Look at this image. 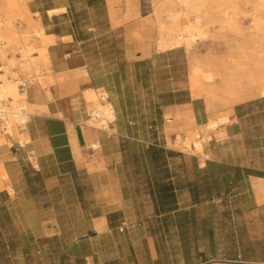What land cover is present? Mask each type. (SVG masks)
<instances>
[{
    "label": "rangeland",
    "instance_id": "obj_1",
    "mask_svg": "<svg viewBox=\"0 0 264 264\" xmlns=\"http://www.w3.org/2000/svg\"><path fill=\"white\" fill-rule=\"evenodd\" d=\"M7 1L0 0V25L8 35L3 21L8 18L16 33L6 54L14 62L11 71L25 83L27 101H45L41 86H56L49 101L70 94L76 86L66 84L80 70L52 77L50 63H41L38 57L31 63L29 55L35 50L23 55L22 49L34 46L36 25L21 10L24 0H10L21 12L13 16ZM124 1V7L118 0L108 2L118 13L125 8L132 16L145 15L151 30L148 47L126 50L114 26L119 20L111 17L115 29H110L104 9L77 11L74 18L79 55L92 81L87 87L106 92L114 110L111 137L86 126L83 90L72 101L79 106L85 128L104 139V152L116 156L110 175L65 172L50 161L41 143L40 153L32 146L23 148L0 130V146L22 156L26 176L20 194L25 200L12 210L15 223L0 240V264H11L9 255L15 250L33 251L44 264H231L227 261L238 259L243 247L236 207L239 195L235 187L227 188L228 172L238 158L237 140L216 143L204 135L212 138L213 130L202 132L197 126L232 111L235 103L227 104L230 84L225 85L231 73H237L231 86L243 90L264 75V26L251 0H213L204 3L210 10L203 20L206 37L195 40L188 51L184 46L160 51L157 20L163 21L172 0ZM193 62L212 76L208 85L202 82L207 91L199 97L190 92ZM7 64L1 56L2 74L10 78L11 73L3 71ZM188 102L194 104L197 124L191 131L174 133L162 112L169 118L174 106ZM35 116H29L25 133L18 135L22 140L29 136ZM189 132L203 134L204 152L213 160L202 170L197 167L198 157L172 144L176 134L190 142L195 134L190 137ZM93 152L95 165L100 151ZM227 160L231 163H224ZM18 235L20 239L14 240ZM17 260L28 264L26 254Z\"/></svg>",
    "mask_w": 264,
    "mask_h": 264
},
{
    "label": "crops",
    "instance_id": "obj_2",
    "mask_svg": "<svg viewBox=\"0 0 264 264\" xmlns=\"http://www.w3.org/2000/svg\"><path fill=\"white\" fill-rule=\"evenodd\" d=\"M108 1L24 0L23 6L21 5L23 12L27 10L26 14L23 13L27 21L30 20L34 25H40L44 33L50 35L53 39V42L47 46L50 68L53 72L52 77L67 72H72L69 74L72 75L76 72V69L79 70L80 68L86 70L88 74L86 80L82 77H79V81L78 78L76 79V89L70 94L62 97L56 96L55 100L46 101L49 113L34 117L28 136L29 142L21 146L23 148L27 147L26 145L32 146L40 153L39 143H41L45 154L50 157V161L65 172L81 170L94 175L105 171L110 175L109 170L116 159L113 153L104 152V139L101 138V135L96 132L94 136V134H91L92 130L85 128L84 124L81 123L79 106H74L72 101L76 98L75 96H80L82 90L92 83L87 65L84 63L83 57L79 55L80 41L76 37V22L74 20L77 11L90 9L100 11L104 9L110 29H115L114 26L119 29L124 48L128 51L133 49V46L137 48L149 46L147 43H149L151 30H149L145 15L132 16L125 8L118 13L115 10L117 8H110ZM119 1L123 3L124 7L125 1ZM52 10L51 15L49 11ZM57 10L61 11L55 14ZM111 10L113 11L112 14ZM138 11L140 13V10ZM111 17L119 20V24L112 26ZM50 92L52 94L57 93L56 86L54 88L50 86ZM42 96H45L44 91H42ZM188 103L187 106H174L171 110L173 115H170L169 118H166L164 112H162V119L169 120L168 122L174 129V133L181 134L191 131L194 128L193 125L197 124L195 123L194 104L192 102ZM184 109L189 111L185 115H183L185 113ZM230 116L229 123L213 130L214 133L212 132L210 140L212 139V141L218 143L236 139L238 144V158L235 163L231 164L232 170L228 172L227 176V188L235 187L239 195L237 196L236 207L239 209L238 222L243 236V247L237 255L238 259L235 261L242 264H264V97H254L234 104ZM111 134L112 132H105V137L108 139ZM95 137L100 144V156L98 155L97 163L94 165L91 158L95 155L93 150L88 147V142ZM0 161L8 174L13 189L11 194L4 187H0L1 240L6 234L10 233L8 231L9 227L15 223L14 221L11 222L14 219V211L12 210L21 203L22 197L20 194L23 190L22 186L26 183V176L22 156L13 153L9 146L6 148L0 146ZM210 161L213 160L206 159L204 167L197 166L198 169L206 168ZM224 163L230 164L231 162L227 160ZM89 165H92L94 169L88 170ZM98 165L100 166L97 167ZM228 189L225 192H228ZM13 239L19 240L20 236H14ZM18 251L15 250L9 255L10 258L12 257L11 264H26L25 261L24 263L20 260L14 261L15 258H20L25 254L28 258V264H44L43 258L38 256L37 253L28 250Z\"/></svg>",
    "mask_w": 264,
    "mask_h": 264
},
{
    "label": "bare ground",
    "instance_id": "obj_3",
    "mask_svg": "<svg viewBox=\"0 0 264 264\" xmlns=\"http://www.w3.org/2000/svg\"><path fill=\"white\" fill-rule=\"evenodd\" d=\"M209 1H213V0L170 1L168 7L169 9L168 8H167L168 10L166 9L167 13L164 16L163 21H161L160 19L157 20V34H158L157 43H156L157 49L160 51H167V50H174L176 48L184 46L185 49L188 51L195 40L206 37L207 30L203 20L210 12V10L209 8L206 10L207 7L204 5V3ZM251 3L253 9L256 11L258 19L260 20L261 24L264 26V0H251ZM15 5H16L15 2L10 0L7 1L8 10L12 11L10 13L11 16L18 15L19 13H21L19 12L18 7H16ZM62 10L64 9L62 8ZM60 11L57 10L55 14H57ZM217 11H220V9H217ZM25 12L27 13V10L26 11L24 10V13ZM51 13H53V10L49 11V14ZM224 13H226V10L223 12V14ZM190 15L194 16L193 20L189 18ZM7 19H3V21L7 25L8 29L6 32L8 33V35H5L2 26L0 25V58L1 56L6 57L8 64L5 67V69H3V71L6 70L5 73L10 72L11 75L9 74L10 78L5 77L4 74H2V68H4V66H0V71H1L0 99L3 100L6 104L5 119L7 122V132L9 134V137L11 139L13 138L16 139V141L21 146H24L27 142H29V137H26L27 138L26 140H22L19 137L21 134L25 133V125L24 124L21 125V123L19 124V121H21L20 118H23L20 117V115L23 116V114H25L27 116H31V115L48 114L49 112L46 105V101L51 99V92L48 86H41V88L44 89L45 92V96H44L45 101L28 102L27 93L24 92L26 88H23V91L20 90L19 85L24 82L20 80V78H18L15 73L11 71L14 62L10 60L6 54L8 45L12 44L10 39L13 40L16 37V33L10 29L11 21H8L9 19L8 20ZM32 38L34 41L32 42V44L34 46L27 48L28 47L27 44L26 47L27 49L23 46L24 48L22 49L23 50L22 54L24 55L25 52L27 51L35 50L31 53L32 55H29L31 56L29 57V61L32 63L34 62L33 59L35 58V60H37L38 57V60L40 59L39 61L41 63L43 62L44 64H49L50 60L48 57L47 46L48 44L53 42L52 37L50 35L49 36L46 35L44 33L43 28L40 25H36L34 28V33ZM20 45L22 47V44ZM79 70L80 71L74 74V76L71 77V79L68 81L69 85L75 87L77 78L87 77L88 74L86 70H84L83 68ZM203 73L204 72L202 70V66L199 63L193 62L191 64L190 67L191 77L189 80L190 92L192 95L196 97H199L202 90L205 92L207 91L206 89H204V87H202V84L204 83L205 85H208L212 79L210 73H204V74ZM236 74L237 73H231V75L229 76V81L227 80L225 84L227 86L230 84V86H228V91H227L228 93L227 104L240 103L255 96L259 98L264 97V75H261V77L258 79V81L255 84L250 85L249 88L243 90V88H240L239 86L237 88L234 85L231 86V81H234L235 79V77L233 78V76H236ZM97 91L98 89L93 87H87L83 89V100L86 104L87 112L89 114L86 120V126L91 127L92 129L95 130H99V129L105 130L108 133H110L114 131V129L112 128L114 127L112 124L115 121L114 110L112 104L109 101L107 93L106 92L98 93ZM227 114L232 115V111H228L223 115H215L209 117L206 123L199 125L197 127L199 129L202 128V132L206 130H210V131L215 130L217 129V127L230 122V118L228 117ZM188 134L190 137H192L195 134V132H193V134L192 132H189ZM204 135L208 140L210 139L208 134L205 133ZM199 136L201 135L195 134V137L192 138L190 142H188L186 141V137L182 139L179 134H176L172 144L174 147L177 148L179 147L180 148L179 150H181L182 152H187L190 155L198 157L200 160L199 167L202 168L204 167V161L208 159V154L204 152L205 151L203 146L204 138H202L203 134L201 138ZM88 147L93 150L99 149L100 144L98 139L95 137L93 141H90L88 143ZM31 162L33 163V161ZM35 166H37V164ZM88 168L89 170L94 169L92 165H90ZM0 186L7 189L9 193L11 194L13 193V189L11 188L9 182L8 174L5 171L1 161H0ZM221 264H225V263H221ZM232 264H238V263H232Z\"/></svg>",
    "mask_w": 264,
    "mask_h": 264
},
{
    "label": "built area",
    "instance_id": "obj_4",
    "mask_svg": "<svg viewBox=\"0 0 264 264\" xmlns=\"http://www.w3.org/2000/svg\"><path fill=\"white\" fill-rule=\"evenodd\" d=\"M19 88L21 91H23V88H26V86L24 85V83H21L19 85ZM5 106H6L5 102L0 99V130L3 133V135H7L9 137V134L7 132V122L5 119V116H6ZM88 115L89 114L87 113V116ZM20 117H23V118H20L21 121H19V124L21 123V125H23V124L26 125L29 122V116L23 114V116L20 115ZM103 131L107 133V131H105V130H103Z\"/></svg>",
    "mask_w": 264,
    "mask_h": 264
},
{
    "label": "water",
    "instance_id": "obj_5",
    "mask_svg": "<svg viewBox=\"0 0 264 264\" xmlns=\"http://www.w3.org/2000/svg\"><path fill=\"white\" fill-rule=\"evenodd\" d=\"M213 262H217V261H207V262H204V263H201V264H211ZM230 263H239V264H242L240 262H230Z\"/></svg>",
    "mask_w": 264,
    "mask_h": 264
}]
</instances>
